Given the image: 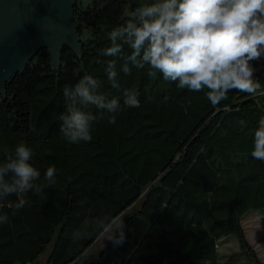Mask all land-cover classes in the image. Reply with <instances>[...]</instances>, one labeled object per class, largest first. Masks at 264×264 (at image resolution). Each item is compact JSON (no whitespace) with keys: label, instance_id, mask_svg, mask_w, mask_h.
Segmentation results:
<instances>
[{"label":"trees","instance_id":"16d2710c","mask_svg":"<svg viewBox=\"0 0 264 264\" xmlns=\"http://www.w3.org/2000/svg\"><path fill=\"white\" fill-rule=\"evenodd\" d=\"M155 2L79 0L81 55L65 48L55 68L42 50L8 82L0 97V164L24 143L41 174L36 183L50 186L0 200V214L9 217L0 224V264H231L219 252L229 237L252 264H264L243 226L250 213L264 214V162L251 156L264 94L232 90L214 107L207 89H180L159 73L152 79L147 65L125 74L126 44L116 57L99 55L111 46L112 28ZM108 60H116L119 89L108 80ZM85 74L99 79V93L119 99L121 110L90 105L97 116L92 140L73 144L61 133L63 89ZM125 90L139 92V107H124ZM51 166L53 184L44 179ZM20 199L23 208L8 207ZM120 223L124 239L114 244L107 230Z\"/></svg>","mask_w":264,"mask_h":264},{"label":"clouds","instance_id":"9594fccd","mask_svg":"<svg viewBox=\"0 0 264 264\" xmlns=\"http://www.w3.org/2000/svg\"><path fill=\"white\" fill-rule=\"evenodd\" d=\"M107 36L111 46L100 49L99 55L116 57L125 44L131 49L122 69L125 74H130L133 67L143 69L147 65V75L152 79L159 73L180 89H207V98L214 107L227 98L229 91L254 95L260 87L253 62L264 57V0H156L136 7ZM105 72L111 86L119 89L116 60L107 61ZM100 86L99 79L85 74L74 86L64 87L66 111L60 116L61 133L68 142L92 140L97 116L88 110L90 105L110 113L121 110L119 99L106 101L105 95L99 93ZM123 95L124 107L140 106L138 91L125 90ZM115 122L113 114L109 123ZM258 123L251 156L264 162V118ZM32 157V148L21 143L15 149V158L8 155L7 162L0 164V200L30 191L41 195L50 186L36 183L41 174L29 163ZM56 171L55 166L47 168L44 179L55 183ZM9 172L13 174L10 182L5 180ZM26 203L20 199L8 207L19 210ZM8 220L6 213L0 214V224ZM122 228L120 223L108 229L107 240L121 244Z\"/></svg>","mask_w":264,"mask_h":264},{"label":"water","instance_id":"95a60500","mask_svg":"<svg viewBox=\"0 0 264 264\" xmlns=\"http://www.w3.org/2000/svg\"><path fill=\"white\" fill-rule=\"evenodd\" d=\"M79 0H0V97L36 55L47 50L59 68L65 48L81 55L74 19Z\"/></svg>","mask_w":264,"mask_h":264},{"label":"rangeland","instance_id":"374dc122","mask_svg":"<svg viewBox=\"0 0 264 264\" xmlns=\"http://www.w3.org/2000/svg\"><path fill=\"white\" fill-rule=\"evenodd\" d=\"M243 226L248 242L264 263V214L250 213L243 220ZM219 252L224 257V263L232 261L231 264H252L244 255L241 245L235 237L222 240Z\"/></svg>","mask_w":264,"mask_h":264},{"label":"built area","instance_id":"2783aa9c","mask_svg":"<svg viewBox=\"0 0 264 264\" xmlns=\"http://www.w3.org/2000/svg\"><path fill=\"white\" fill-rule=\"evenodd\" d=\"M253 66L256 69L255 77L260 82V87L257 89L258 94H264V57L259 59L258 61L253 62ZM44 264V263H40Z\"/></svg>","mask_w":264,"mask_h":264}]
</instances>
